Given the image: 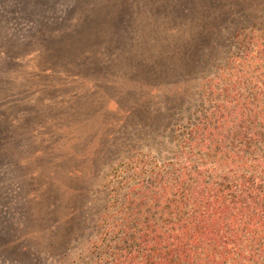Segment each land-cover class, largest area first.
Returning <instances> with one entry per match:
<instances>
[{
  "label": "rangeland",
  "instance_id": "374dc122",
  "mask_svg": "<svg viewBox=\"0 0 264 264\" xmlns=\"http://www.w3.org/2000/svg\"><path fill=\"white\" fill-rule=\"evenodd\" d=\"M236 31L264 0H0V264H89L105 183L170 157Z\"/></svg>",
  "mask_w": 264,
  "mask_h": 264
},
{
  "label": "trees",
  "instance_id": "16d2710c",
  "mask_svg": "<svg viewBox=\"0 0 264 264\" xmlns=\"http://www.w3.org/2000/svg\"><path fill=\"white\" fill-rule=\"evenodd\" d=\"M237 33L170 157L129 160L105 183L89 264H264V35Z\"/></svg>",
  "mask_w": 264,
  "mask_h": 264
}]
</instances>
